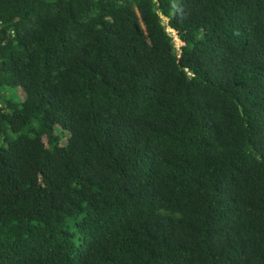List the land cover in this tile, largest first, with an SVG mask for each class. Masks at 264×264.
I'll return each instance as SVG.
<instances>
[{
	"label": "trees",
	"instance_id": "1",
	"mask_svg": "<svg viewBox=\"0 0 264 264\" xmlns=\"http://www.w3.org/2000/svg\"><path fill=\"white\" fill-rule=\"evenodd\" d=\"M0 264H264V0H0Z\"/></svg>",
	"mask_w": 264,
	"mask_h": 264
},
{
	"label": "rangeland",
	"instance_id": "2",
	"mask_svg": "<svg viewBox=\"0 0 264 264\" xmlns=\"http://www.w3.org/2000/svg\"><path fill=\"white\" fill-rule=\"evenodd\" d=\"M161 20H162V22L165 23V18H164V17H161ZM166 30H167L168 32H170L172 35L174 34L171 30H168L167 27H166ZM173 36H174V35H173ZM22 98H23V93H22V91H21L20 88H17V89L15 90V100H14V102H12V104H13V105H17V103H18ZM66 136H67V133H66L65 131H63L62 136H61V138H60V140H59V144H63V143H64ZM44 140H45V138L43 137V141H44Z\"/></svg>",
	"mask_w": 264,
	"mask_h": 264
},
{
	"label": "clouds",
	"instance_id": "3",
	"mask_svg": "<svg viewBox=\"0 0 264 264\" xmlns=\"http://www.w3.org/2000/svg\"><path fill=\"white\" fill-rule=\"evenodd\" d=\"M165 30H166V29H165ZM168 30H171V29L168 28ZM166 31H167V30H166ZM171 31H172V30H171ZM172 32L174 33V31H172ZM171 35H172V34H171ZM173 35H174V36H173ZM173 35H172V36L175 38V37H176L175 34H173Z\"/></svg>",
	"mask_w": 264,
	"mask_h": 264
},
{
	"label": "water",
	"instance_id": "4",
	"mask_svg": "<svg viewBox=\"0 0 264 264\" xmlns=\"http://www.w3.org/2000/svg\"><path fill=\"white\" fill-rule=\"evenodd\" d=\"M162 16V15H161ZM163 17V16H162ZM165 18V17H164ZM165 20H166V18H165Z\"/></svg>",
	"mask_w": 264,
	"mask_h": 264
}]
</instances>
